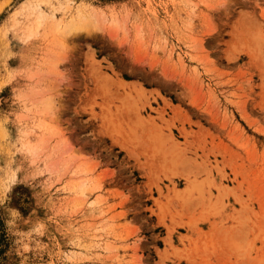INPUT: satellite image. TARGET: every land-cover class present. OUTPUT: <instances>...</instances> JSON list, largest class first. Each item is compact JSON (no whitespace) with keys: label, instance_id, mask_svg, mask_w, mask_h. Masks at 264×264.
I'll return each instance as SVG.
<instances>
[{"label":"rangeland","instance_id":"rangeland-1","mask_svg":"<svg viewBox=\"0 0 264 264\" xmlns=\"http://www.w3.org/2000/svg\"><path fill=\"white\" fill-rule=\"evenodd\" d=\"M0 264H264V0H0Z\"/></svg>","mask_w":264,"mask_h":264},{"label":"bare ground","instance_id":"bare-ground-1","mask_svg":"<svg viewBox=\"0 0 264 264\" xmlns=\"http://www.w3.org/2000/svg\"><path fill=\"white\" fill-rule=\"evenodd\" d=\"M43 2V1H41ZM28 4V3H27ZM35 4V3H34ZM38 5H41V3L39 2ZM27 7V6H26ZM30 7V6H29ZM31 6V8L33 9V13L35 14V23H34V27H38L39 25H41L42 23L46 22V20L49 18V16L43 12L42 10H40V6ZM28 9V8H27ZM90 16L86 15L85 13H83L82 11H79V14L77 17L73 18L69 23H65L62 27V29L64 31L67 30H76L79 28H84L87 23L90 21ZM91 23V22H90ZM89 25V24H88ZM60 25H57L56 28H59ZM32 27V26H31ZM87 27V26H86ZM32 29V28H31ZM60 30V31H63ZM192 187L189 188V191L191 190Z\"/></svg>","mask_w":264,"mask_h":264}]
</instances>
